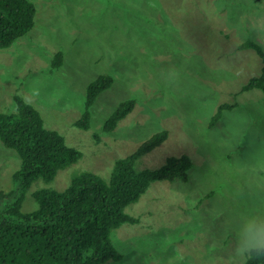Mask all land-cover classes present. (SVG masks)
<instances>
[{
  "label": "rangeland",
  "instance_id": "rangeland-1",
  "mask_svg": "<svg viewBox=\"0 0 264 264\" xmlns=\"http://www.w3.org/2000/svg\"><path fill=\"white\" fill-rule=\"evenodd\" d=\"M36 25L0 49V112H16V96L36 107L81 158L47 182L34 181L22 211L38 205L41 189L63 191L91 172L105 180L119 158L155 133L168 139L136 162L157 169L171 156L193 163L187 183H153L126 213L138 218L112 230L123 258L105 264H242L234 253L240 219L264 216V92L243 91L262 69L252 40L264 49V0H30ZM63 52V63L53 67ZM111 75L113 86L84 114L88 85ZM136 107L115 130L105 121L118 105ZM223 103L235 105L214 127ZM20 156L0 140V192L16 188Z\"/></svg>",
  "mask_w": 264,
  "mask_h": 264
},
{
  "label": "trees",
  "instance_id": "trees-1",
  "mask_svg": "<svg viewBox=\"0 0 264 264\" xmlns=\"http://www.w3.org/2000/svg\"><path fill=\"white\" fill-rule=\"evenodd\" d=\"M37 8L30 0H0V49L12 46L28 35L36 25ZM239 51L253 49L262 60L261 73L252 77L243 91L264 92V49L248 40ZM63 52L54 56L53 67L63 63ZM115 82L111 75H101L87 87L85 111L76 125L89 129L91 109L99 95ZM16 112H0V140L21 158V167L13 173L16 188L0 192V264H105L123 256L111 240L112 230L138 218L126 208L141 198L155 182L179 180L187 183L192 168L187 155L171 156L157 169L137 170L136 162L161 146L169 137L162 130L145 141L134 153L119 158L107 181L83 172L76 175L63 191L41 189L34 193L37 209L24 213L22 205L27 191L38 178L52 181L59 170L77 162L82 153L67 144L58 132L45 126L40 111L20 96L15 97ZM136 107L135 99L122 101L108 117L104 130H115ZM235 107L223 103L213 115L210 127ZM242 264H264V257L246 258Z\"/></svg>",
  "mask_w": 264,
  "mask_h": 264
},
{
  "label": "clouds",
  "instance_id": "clouds-1",
  "mask_svg": "<svg viewBox=\"0 0 264 264\" xmlns=\"http://www.w3.org/2000/svg\"><path fill=\"white\" fill-rule=\"evenodd\" d=\"M234 253L239 257H264V216L249 213L236 227Z\"/></svg>",
  "mask_w": 264,
  "mask_h": 264
}]
</instances>
